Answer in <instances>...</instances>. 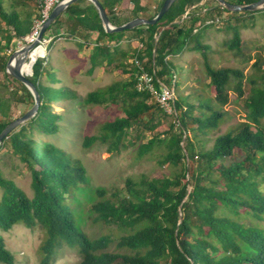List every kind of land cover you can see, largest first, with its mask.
Wrapping results in <instances>:
<instances>
[{
    "label": "trees",
    "instance_id": "trees-1",
    "mask_svg": "<svg viewBox=\"0 0 264 264\" xmlns=\"http://www.w3.org/2000/svg\"><path fill=\"white\" fill-rule=\"evenodd\" d=\"M42 1L0 0V75L4 79L0 86L18 84L22 95L16 91L13 95L18 103L25 102V112L32 107L33 98L24 85L6 73L8 57L3 52L10 49L12 41L30 33ZM98 1L109 21L120 26L138 17L152 19L164 0L152 15L146 14L142 0ZM224 1L247 5L258 0ZM82 2L86 0L69 5L64 11L66 18L59 15L46 34L52 38L50 43L65 38L83 48L84 44L77 41L81 32L97 31L87 73L116 63V68L127 75L82 98L85 106H120V113L102 125L96 139L106 144L109 152H117L133 134L137 157H155L168 174L128 177L123 189H92L86 198L92 197L89 199L94 202L84 211L77 197L87 185L81 163L56 146L39 145L26 132L30 128L43 134L55 133L57 117L51 114L50 104L76 98V93L66 86L53 88L55 77L50 73L49 84L42 82V73L47 70L44 61L37 59L43 58L45 52L36 56L34 50L24 70L32 68L29 80L39 95L38 113L3 141L5 144L8 140L13 152L27 163L33 196L28 198L0 170V230L8 231L15 225L29 230L39 226L44 232L38 247L39 264H51L62 246L78 252L79 264H264V191L259 188L264 183V158L258 156L264 154L261 60L252 64L260 72L254 78L240 69L215 68L211 65L210 46L200 41V34L214 25H205L203 16L215 14L221 20L228 16L236 24H226L231 38L225 46L228 51L239 52L240 30L245 27L242 22L264 11L229 12L215 0H177L154 25L106 33L94 6L89 2L88 9H79ZM207 2L212 5L207 6ZM128 32L143 46L133 50L131 57L136 56L144 71L153 75L156 89L159 83L171 86L177 67L171 57L200 52L208 82L187 95L177 94L174 86V114L166 125L158 120L166 113L155 100L150 101L153 97L149 93L136 88V64L131 62L127 68L118 61L126 57L119 43ZM231 90L235 100L244 103L246 115L243 121L211 138V133L227 120L224 107L229 104ZM7 104L0 98V133L12 120ZM94 140L87 138L84 146L90 147ZM87 221L91 226L103 227L105 232L89 236L83 230ZM0 263L14 264L1 236Z\"/></svg>",
    "mask_w": 264,
    "mask_h": 264
},
{
    "label": "rangeland",
    "instance_id": "rangeland-1",
    "mask_svg": "<svg viewBox=\"0 0 264 264\" xmlns=\"http://www.w3.org/2000/svg\"><path fill=\"white\" fill-rule=\"evenodd\" d=\"M159 3L160 0H142L141 2L147 10V15H152ZM206 5L211 6L212 2H207ZM203 20L209 23L214 22L211 28H207L200 34V41L211 48L210 60L213 67L240 69L244 75L251 78H254L255 74L264 71V14H255L252 18H246L242 22L245 27H241L240 30L242 44L239 52L228 51L225 46V42L231 38V32H228L225 26L227 23L230 25L236 24L235 20L229 19L228 16L221 20L215 14L205 15ZM215 20H219V23H215ZM134 37L133 33L128 32L119 43V49L126 52V57L118 61L127 65V68L132 61L131 54L133 50L140 46ZM47 38L48 36H44L43 39ZM21 41L23 42V38L12 41L10 49L4 50L3 54L9 57L19 47ZM84 47L80 50L81 48H78L77 42L57 38L51 43L50 41L44 43L43 48L40 47L35 50V54L45 52L43 58L37 59L44 61L43 66L47 70L42 73V82L49 84L47 73H50L55 77V81L52 83L53 88L66 86V88L76 93V98L50 104L51 114L57 117L54 123L57 128L55 133L43 134L30 128L26 132H29L30 139L39 145L51 144L56 146L81 163L87 178V185L84 187L82 195H77V197L81 201V207L87 212V209H90L94 202V200L89 199H92V197L86 198L91 195L92 189L100 187L123 189L124 180L128 177L134 178L141 174L152 178L161 177L168 174V169L159 166L153 156L146 155L138 158L136 153L137 143L133 140V134H130L124 142V146L117 152H109L107 150L108 146L96 139L101 134L102 125L113 120L120 113V106H85L82 104V98L88 92L99 87L116 80L126 79L127 75L122 74L116 68V63L108 67H98L91 74H88L90 46L85 45ZM142 47L141 45L139 49H142ZM86 49H88L87 52ZM199 55L200 52H183L170 58L177 66L171 81V86H175L177 94L187 95L191 90H199L207 84L208 79L205 77L202 58ZM47 58H49L48 62ZM256 59L261 60L260 72L252 68V64ZM49 66L51 68H48ZM31 72L32 70L30 74ZM3 81L4 79L0 75V82ZM15 91L18 93L17 95H22L16 82H8L7 88L0 86V98L7 101L11 119L21 116L26 110L25 102L18 103L15 100L13 95ZM208 94L213 95L212 92H208ZM235 97L236 95L231 90L229 104L224 107L227 112V120L218 130L211 133V138L223 134L229 126L243 121L246 108L244 103L236 101ZM150 101L153 102L154 98ZM158 120L160 124L166 125L172 118L170 115L164 114L159 116ZM146 136L144 134L145 140L147 139ZM87 138H95L88 148L84 146ZM258 156L264 158V154ZM0 170L5 178L11 180L28 198H32L33 193L30 188L31 172L27 163L13 152L8 140L0 146ZM259 188L264 191V183H261ZM83 230L91 237H96L105 232L103 227L91 226L89 221L83 226ZM0 236L4 240L5 248L13 255L14 264H39L38 247L44 237V232L39 226L29 230L22 225H15L8 231L0 230ZM79 263L80 256L78 252L75 249L62 246L53 255L51 264Z\"/></svg>",
    "mask_w": 264,
    "mask_h": 264
},
{
    "label": "water",
    "instance_id": "water-1",
    "mask_svg": "<svg viewBox=\"0 0 264 264\" xmlns=\"http://www.w3.org/2000/svg\"><path fill=\"white\" fill-rule=\"evenodd\" d=\"M78 0H63L61 3L57 4L51 11L47 20L43 23L39 30V34L32 42L25 44L17 49H15L8 57L6 62L5 71L9 74L14 80L20 82L24 87L29 91L33 98L32 107L21 116L14 118L8 123L5 128L0 133V146L5 139L8 138L9 134L24 125L26 122L34 118L40 106V99L38 92L34 86V84L29 80V73L21 70V66L25 64V61L29 54L33 52L39 46V42H41L42 37L46 34L49 26L54 22V20L61 15L66 8L73 4ZM89 1L97 11L98 17L100 19L103 30L106 33H118L126 30H131L138 26L142 25H154L157 21H159L162 16L168 11L170 6L176 2L177 0H164L159 11L152 19L145 18H134L120 26H114L108 19L103 7L101 6L98 0H87ZM217 4L229 12H256V11H264V0H258L254 3L247 5H236L230 4L224 0H215ZM158 37V36H157ZM156 37V39H157Z\"/></svg>",
    "mask_w": 264,
    "mask_h": 264
},
{
    "label": "built area",
    "instance_id": "built-area-1",
    "mask_svg": "<svg viewBox=\"0 0 264 264\" xmlns=\"http://www.w3.org/2000/svg\"><path fill=\"white\" fill-rule=\"evenodd\" d=\"M62 1L63 0H43L42 1V6H41V10L39 12V17L34 18L33 26L31 28L30 33L23 38V42L21 41L19 43V47H21L25 44H28V43L32 42L34 39H36V37L39 34V30H40L41 26L49 17L52 9L57 4L61 3ZM213 23L214 22H211V23L205 22L204 24L208 25V24H213ZM215 23H219V20H215ZM195 31L196 30H194V32ZM51 40H52V38L50 36H48L47 39L42 38L41 42H39L38 48L43 47L44 43L45 44L49 43V41H51ZM139 48H141V45L139 46ZM131 62L135 63L137 68H138V72L136 73V81H137L136 88H137V90L138 91H145V92L149 93L154 98V100L156 101L158 107L160 109H162L166 114H168V115L174 114L173 107H172V101L174 99V87L173 86L167 87L163 83H159V88L156 89L154 86L153 75L144 71V68L137 61L136 56L134 58H132ZM174 79H175V77H174ZM172 83L174 85V80ZM158 90H160V91H158Z\"/></svg>",
    "mask_w": 264,
    "mask_h": 264
},
{
    "label": "crops",
    "instance_id": "crops-1",
    "mask_svg": "<svg viewBox=\"0 0 264 264\" xmlns=\"http://www.w3.org/2000/svg\"><path fill=\"white\" fill-rule=\"evenodd\" d=\"M79 9H88L89 8V1L86 0V2H82L81 4H79ZM62 18H66V14L62 13L61 14ZM82 35L79 36V39L77 40L79 43H83L84 46H90L89 48V53L88 56L90 55L91 51H92V47L96 44L97 42V38H98V33L97 31H88V32H81ZM50 34L47 33L46 36H49ZM82 36V37H81ZM84 37H87V39H83ZM65 39V38H64ZM103 41H106V39H104ZM83 46V48H85ZM83 48H81L80 50H82ZM88 51V49H86V52Z\"/></svg>",
    "mask_w": 264,
    "mask_h": 264
},
{
    "label": "bare ground",
    "instance_id": "bare-ground-1",
    "mask_svg": "<svg viewBox=\"0 0 264 264\" xmlns=\"http://www.w3.org/2000/svg\"><path fill=\"white\" fill-rule=\"evenodd\" d=\"M43 48V47H42ZM37 49V48H36ZM35 49V50H36ZM36 56H39L40 55V53H37V54H35ZM27 59H28V57H27ZM27 59H26V61H27ZM26 61H25V63H26ZM24 68H25V64H23L22 66H21V70H23L24 72H27V73H29V75H30V71L32 70V68H30L29 70H24Z\"/></svg>",
    "mask_w": 264,
    "mask_h": 264
}]
</instances>
